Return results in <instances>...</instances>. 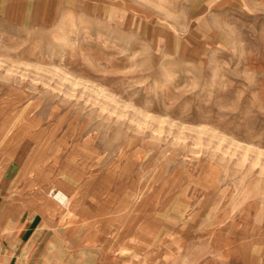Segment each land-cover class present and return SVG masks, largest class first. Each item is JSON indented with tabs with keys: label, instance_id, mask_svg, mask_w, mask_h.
Masks as SVG:
<instances>
[{
	"label": "rangeland",
	"instance_id": "1",
	"mask_svg": "<svg viewBox=\"0 0 264 264\" xmlns=\"http://www.w3.org/2000/svg\"><path fill=\"white\" fill-rule=\"evenodd\" d=\"M0 128L66 263L264 264V0H0Z\"/></svg>",
	"mask_w": 264,
	"mask_h": 264
},
{
	"label": "crops",
	"instance_id": "2",
	"mask_svg": "<svg viewBox=\"0 0 264 264\" xmlns=\"http://www.w3.org/2000/svg\"><path fill=\"white\" fill-rule=\"evenodd\" d=\"M8 156L7 151L0 150V264H68L67 255L75 258L91 251L96 238L86 240L81 235L75 205L70 214L51 210L41 194L32 189L33 178L26 171L27 165L16 155ZM68 215L77 219L71 227L67 226ZM70 228V232L66 231ZM94 253L95 250L91 252Z\"/></svg>",
	"mask_w": 264,
	"mask_h": 264
},
{
	"label": "bare ground",
	"instance_id": "3",
	"mask_svg": "<svg viewBox=\"0 0 264 264\" xmlns=\"http://www.w3.org/2000/svg\"><path fill=\"white\" fill-rule=\"evenodd\" d=\"M1 129V128H0ZM2 133V132H1ZM13 178V177H12ZM34 190H36L37 192H39L40 194H41V196H43V193H44V191H43V189L41 188V190L39 189V187L38 188H36V189H34ZM51 191L52 190H49V195H48V197L49 196H51ZM57 192H58V194H57V196L54 198V197H52V199L60 206V207H62V208H65V210H67L66 212H62V214H67V213H71V209L70 208H68V206H70V204H69V202H70V197L65 193V192H63V191H60V190H56ZM21 204V203H20ZM48 205H49V208H51V205L48 203ZM51 210H54V208H51ZM22 213V212H21ZM28 213V212H27ZM26 215V214H25ZM18 216V215H17ZM69 218V217H68ZM23 220V219H22ZM16 222V221H15ZM63 222H65V221H63ZM63 225V224H62ZM47 229V228H46ZM40 230V229H39ZM38 231V230H37ZM10 233V232H9ZM6 234V233H5ZM36 234V233H35ZM8 235V234H7ZM4 236V235H3ZM42 236V235H41ZM14 237V236H13ZM41 238V237H40ZM4 239V238H3ZM32 239V238H31ZM31 239H30V241H31ZM29 246V245H28ZM26 248V247H25ZM34 248V247H33ZM9 249V248H8ZM27 253V252H26ZM141 260H139L138 262H140ZM137 262V263H138ZM142 262V261H141ZM7 263V262H6ZM136 263V264H137ZM149 264V262H145V264Z\"/></svg>",
	"mask_w": 264,
	"mask_h": 264
},
{
	"label": "built area",
	"instance_id": "4",
	"mask_svg": "<svg viewBox=\"0 0 264 264\" xmlns=\"http://www.w3.org/2000/svg\"><path fill=\"white\" fill-rule=\"evenodd\" d=\"M57 194H58V192H57L56 190H52V191H51V196H52V197L55 198V197L57 196Z\"/></svg>",
	"mask_w": 264,
	"mask_h": 264
}]
</instances>
